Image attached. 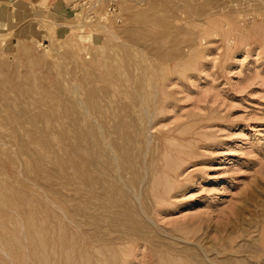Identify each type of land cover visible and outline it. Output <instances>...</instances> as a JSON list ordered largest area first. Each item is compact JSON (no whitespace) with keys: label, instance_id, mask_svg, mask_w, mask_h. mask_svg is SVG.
<instances>
[{"label":"rangeland","instance_id":"1","mask_svg":"<svg viewBox=\"0 0 264 264\" xmlns=\"http://www.w3.org/2000/svg\"><path fill=\"white\" fill-rule=\"evenodd\" d=\"M28 1L0 0L7 245L46 197L54 264H264V0Z\"/></svg>","mask_w":264,"mask_h":264},{"label":"bare ground","instance_id":"2","mask_svg":"<svg viewBox=\"0 0 264 264\" xmlns=\"http://www.w3.org/2000/svg\"><path fill=\"white\" fill-rule=\"evenodd\" d=\"M182 20V19H181ZM143 28V27H142ZM131 32V31H130ZM90 54V53H89ZM137 61V60H136ZM71 71V70H70ZM113 75V74H112ZM33 85H35V84H33ZM30 87V86H29ZM35 90V89H34ZM68 90V89H67ZM33 91V90H32ZM37 91V90H36ZM148 92V91H147ZM36 93V92H35ZM39 94H40V92H39ZM42 94V93H41ZM146 94V93H145ZM44 95V94H43ZM42 95V96H43ZM149 95V94H148ZM41 96V97H42ZM40 97V98H41ZM45 97H46V95H45ZM45 97H43V99L45 98ZM42 99V100H43ZM45 100V99H44ZM76 104V103H75ZM70 107V106H69ZM73 114V113H72ZM48 117H50V116H48ZM143 120V119H142ZM31 122V121H30ZM47 122V121H46ZM50 122V121H49ZM48 122V123H49ZM89 124V123H88ZM88 131V130H87ZM103 131V134L107 137V133H106V131H104V130H102ZM86 133H88V132H86ZM100 134V133H99ZM88 138V137H87ZM99 138H101V137H99ZM84 139H85V137H84ZM102 140V139H101ZM97 141H98V139H97ZM100 141V140H99ZM102 142V141H101ZM85 143V142H84ZM100 143V142H99ZM38 144V143H37ZM82 144V143H81ZM51 145V144H50ZM89 147V146H88ZM87 146L84 148H82L84 151H85V153H86V155H87V153L89 154L88 156H87V159L86 160H83L82 161V165H80V167L81 168H83V170H81L82 171V177H86L87 176V179H88V174L90 173V170L92 169L93 170V168L94 169H97V170H99V169H101V166H102V163H101V158H100V156L99 155H103V156H105L104 155V152L105 151H102V150H105V148L106 149H108L109 150V153L111 154V157L110 158H115L116 157V153L118 152V148L119 147H117V144H116V142H114V141H103V143H100L99 144V148H100V150L99 151H101L102 153H97V155H93V154H91V151L90 150H88L89 148H88ZM98 148V149H99ZM42 149V153H43V155L44 156H46V154H44V153H48V151H46L45 150V148H41ZM32 150V149H31ZM27 151V150H26ZM90 151V152H89ZM28 152V151H27ZM82 152V151H81ZM5 153L6 154H8L7 152H5L4 151V154L3 155H5ZM23 154V153H22ZM109 154V155H110ZM168 154V153H167ZM9 155V154H8ZM7 155V156H8ZM14 155V154H13ZM144 155V154H143ZM9 157H10V155H9ZM21 157V156H20ZM11 158V160H12V157H10ZM13 158H14V156H13ZM38 158V157H37ZM156 159V158H155ZM165 159V158H164ZM116 160V159H115ZM144 160V159H143ZM0 161H4V160H0ZM5 162V161H4ZM121 163V162H120ZM149 163V162H148ZM84 166V167H83ZM123 166H125V165H123ZM76 168V167H75ZM77 169V168H76ZM100 171V170H99ZM7 176V175H6ZM28 176V175H27ZM34 178V177H33ZM132 178V177H131ZM0 179H2V177L0 178ZM95 179V178H94ZM123 179V178H122ZM89 180V179H88ZM75 181V180H74ZM84 182L86 181V179H84L83 180ZM99 181H100V179H99ZM4 183V182H3ZM147 183V182H146ZM2 184V183H1ZM127 184V183H126ZM85 185V187L89 190V188H91V185L90 184H84ZM111 185V184H110ZM3 186V185H2ZM5 186V185H4ZM93 186V185H92ZM115 186V185H114ZM14 186L12 185V188H13ZM2 188V187H1ZM0 188V189H1ZM4 188H7V187H4ZM4 188H2V189H4ZM112 188V187H111ZM115 188V187H114ZM13 189H16L15 187L13 188ZM92 189V188H91ZM110 189V188H109ZM6 190H8L9 191V189H6ZM11 190V189H10ZM145 190V189H144ZM0 191H2V190H0ZM14 191V190H13ZM16 191V190H15ZM126 191V190H125ZM6 191H5V189H4V195H2V196H4L3 197V201H4V203H3V201H2V198H0L1 199V201L2 202H0V228H2L1 226H3V223H5V222H7L8 220H6L5 218V220L3 219V217H4V207L6 206V204L8 203H6L5 204V200H8L7 198L9 197L6 193H5ZM3 193H0V195L1 194H3ZM10 194H11V191L9 192ZM13 193V192H12ZM16 193H18L17 191H16ZM106 193V192H105ZM7 195V196H6ZM17 195H19V193L17 194ZM24 195V194H23ZM36 195V194H35ZM11 196L13 197V194H11ZM26 197H28V196H26ZM42 197V196H41ZM11 198V197H10ZM14 198V197H13ZM16 198V197H15ZM14 198V200H17L18 198H16L15 199ZM25 198V197H24ZM30 198V197H29ZM34 197H32L30 200H32ZM38 198V197H37ZM45 198V199H44ZM44 198H42V199H44V200H38L37 202H36V204H32V206H34V208L36 209H34V211H36L35 212V214H34V216H32V218L30 219V220H28L27 218V220H26V222L29 224V226L27 225V227H29L30 229H33V231L35 230V229H37L36 231L37 232H35L34 234H33V231L32 230H30V232H29V230L27 229V232H28V234L24 237V236H19V233L18 234H16V238H12V236H11V240H12V242H10V245H7V242H9V240L6 242V241H4V240H6V239H8V238H6V239H2V237L1 236H3V234L1 235L0 234V237H1V239H0V264H13V263H15V264H54V262H53V258H51V256H52V254H51V252L55 249V244H54V241L52 240V237L50 236V232L51 231H49L50 229H48V231H49V233H46L45 232V229H44V231L41 229V228H44L45 226H53L54 225V219H60L61 217H60V213L59 214H55L54 213V211H52L53 210V205H52V200H51V202L50 201H48L47 199H46V197H44ZM100 198H101V196H100ZM5 199V200H4ZM22 199V198H21ZM26 199V198H25ZM39 199V198H38ZM99 199V198H98ZM11 200H13V199H11ZM13 200V201H14ZM26 200H28V199H26ZM25 200V201H26ZM9 201V200H8ZM13 201H10L11 203H13ZM18 201V200H17ZM22 201V200H21ZM32 201H34V200H32ZM78 201V200H77ZM18 202H20V201H18ZM101 202V201H100ZM102 202H104V201H102ZM14 203H15V201H14ZM25 203V202H24ZM29 203V202H28ZM53 203H55V202H53ZM10 204V203H9ZM16 204H18V203H15V204H13V205H16ZM21 204H23V203H21ZM98 204H100V203H98ZM12 205V204H11ZM29 205H30V203H29ZM18 206V205H17ZM23 206H24V204H23ZM26 206V205H25ZM56 206V205H55ZM58 206V205H57ZM83 206V205H82ZM113 206V205H112ZM116 206V205H115ZM11 207H13V206H10L9 205V209L11 208ZM19 207V206H18ZM31 207V206H30ZM72 207H74V206H72ZM77 207V206H76ZM22 208V207H21ZM24 208V207H23ZM23 208H22V210H23ZM81 208V207H80ZM6 209H8L7 207H6ZM13 209V208H12ZM12 209L10 210V211H12ZM24 209H26V207L24 208ZM59 209H61V208H59ZM87 209V208H86ZM99 209V208H98ZM111 209V208H110ZM6 211V210H5ZM7 211H9V210H7ZM6 211V212H7ZM7 212V213H9L10 214V216H11V214H14L16 211H14V209H13V211H14V213H13V211H12V213L11 212ZM56 211V210H55ZM87 211V210H86ZM22 212V211H21ZM20 212V213H21ZM59 212V211H58ZM98 212V211H97ZM7 213H6V216H9V215H7ZM57 213V212H56ZM140 213V212H139ZM99 214V213H98ZM17 215V217L16 218H18V216H20L21 214H16ZM71 215V214H70ZM75 215V214H74ZM9 216V217H10ZM13 216V215H12ZM15 216V215H14ZM14 216L13 217H11L10 219H12V218H14ZM23 217V216H22ZM7 218V217H6ZM20 218V217H19ZM113 218V217H112ZM111 218V219H112ZM9 219V220H10ZM13 220V219H12ZM17 220V219H16ZM20 221H21V218L19 219ZM22 220H23V218H22ZM25 220H24V222H25ZM53 220V221H52ZM73 220H74V218H73ZM81 220V219H80ZM99 221V220H98ZM13 222H15V221H13ZM23 221H21V223H22ZM25 222V223H26ZM71 222V221H70ZM8 223V222H7ZM16 223V222H15ZM18 223H19V221H18ZM26 223V224H27ZM60 223V222H59ZM89 223V222H88ZM11 224H13V223H11ZM17 224V223H16ZM24 224V223H23ZM7 225V224H6ZM10 225V224H9ZM13 225H15V224H13ZM11 226V225H10ZM19 226V225H18ZM17 226V227H18ZM56 226V225H55ZM5 228H6V226H4ZM13 228H15V227H13ZM2 229H4V228H2ZM23 229V228H22ZM25 229V228H24ZM41 229V230H40ZM5 230V229H4ZM12 230V229H11ZM53 230V229H52ZM7 231V230H6ZM16 231V230H15ZM23 231V230H22ZM119 231V230H118ZM130 231V230H129ZM63 232V231H62ZM8 233H9V231H8ZM7 233V234H8ZM31 233V234H30ZM23 234V233H22ZM52 235H53V233H51ZM24 235V234H23ZM6 236V235H5ZM9 236V235H8ZM7 236V237H8ZM15 236V235H14ZM10 237V236H9ZM59 238H60V236H59ZM62 238V237H61ZM49 240H52V241H49ZM60 240V239H59ZM65 241V240H64ZM62 243V242H61ZM54 244V245H53ZM58 244V243H57ZM67 244V243H66ZM59 246H61V245H59ZM68 248H69V246H67ZM61 249H62V247H60ZM64 248V247H63ZM60 249V250H61ZM68 251H70L69 249H67ZM49 251H50V253H49ZM71 252V251H70ZM74 252V251H73ZM10 253L11 254V256L10 257H12L11 259L12 260H14L15 262H13V263H11L12 261H10L9 260V256H8V254ZM70 254V253H69ZM60 260H61V258H60ZM68 262V261H67ZM66 262V263H67ZM100 263V262H99Z\"/></svg>","mask_w":264,"mask_h":264},{"label":"crops","instance_id":"3","mask_svg":"<svg viewBox=\"0 0 264 264\" xmlns=\"http://www.w3.org/2000/svg\"><path fill=\"white\" fill-rule=\"evenodd\" d=\"M26 1H27V2H26ZM29 2H30V1H28V0H19V1L17 0V4L19 5V6H18V7H19L18 10H20V11H19L20 13H23V12H24V8H23L24 4L26 3L27 5H29ZM1 22H3V20L0 21V23H1Z\"/></svg>","mask_w":264,"mask_h":264}]
</instances>
